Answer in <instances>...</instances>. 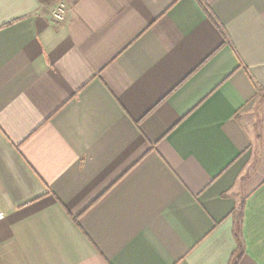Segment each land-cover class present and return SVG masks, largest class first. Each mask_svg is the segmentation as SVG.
<instances>
[{"label": "crops", "instance_id": "crops-1", "mask_svg": "<svg viewBox=\"0 0 264 264\" xmlns=\"http://www.w3.org/2000/svg\"><path fill=\"white\" fill-rule=\"evenodd\" d=\"M63 5L0 0V264H264V0Z\"/></svg>", "mask_w": 264, "mask_h": 264}, {"label": "built area", "instance_id": "built-area-1", "mask_svg": "<svg viewBox=\"0 0 264 264\" xmlns=\"http://www.w3.org/2000/svg\"><path fill=\"white\" fill-rule=\"evenodd\" d=\"M58 6L52 11V17L57 21H62L65 18V7L63 0H58ZM4 217V213L0 211V219Z\"/></svg>", "mask_w": 264, "mask_h": 264}, {"label": "trees", "instance_id": "trees-1", "mask_svg": "<svg viewBox=\"0 0 264 264\" xmlns=\"http://www.w3.org/2000/svg\"><path fill=\"white\" fill-rule=\"evenodd\" d=\"M57 1L58 0H39L41 4H50V3L57 2ZM236 239H237V244H238V250H240L242 248V245L240 243V239L238 235H236ZM237 259H238V253L233 254L229 264H236Z\"/></svg>", "mask_w": 264, "mask_h": 264}]
</instances>
